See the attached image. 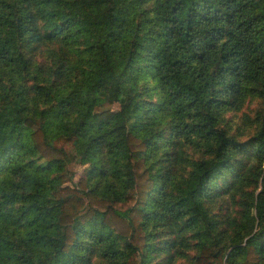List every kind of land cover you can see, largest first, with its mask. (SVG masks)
Returning a JSON list of instances; mask_svg holds the SVG:
<instances>
[{
    "label": "trees",
    "instance_id": "trees-1",
    "mask_svg": "<svg viewBox=\"0 0 264 264\" xmlns=\"http://www.w3.org/2000/svg\"><path fill=\"white\" fill-rule=\"evenodd\" d=\"M187 263L264 264V0H0V264Z\"/></svg>",
    "mask_w": 264,
    "mask_h": 264
},
{
    "label": "rangeland",
    "instance_id": "rangeland-1",
    "mask_svg": "<svg viewBox=\"0 0 264 264\" xmlns=\"http://www.w3.org/2000/svg\"><path fill=\"white\" fill-rule=\"evenodd\" d=\"M113 109H118L117 106H113ZM258 109V102L254 101V102H249L246 107L244 108V110L242 112L239 113V116L242 115V113H253L254 111H256ZM69 169L71 172L74 173L75 175V180L74 182L77 183L80 179V177L84 176L85 174V167L81 166L79 164L73 163L69 166ZM188 264V263H187Z\"/></svg>",
    "mask_w": 264,
    "mask_h": 264
}]
</instances>
